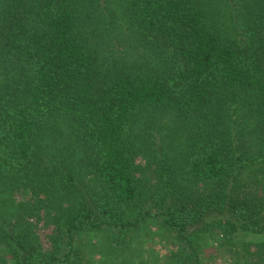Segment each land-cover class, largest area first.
I'll list each match as a JSON object with an SVG mask.
<instances>
[{
  "label": "trees",
  "instance_id": "16d2710c",
  "mask_svg": "<svg viewBox=\"0 0 264 264\" xmlns=\"http://www.w3.org/2000/svg\"><path fill=\"white\" fill-rule=\"evenodd\" d=\"M230 1L231 21L215 0H0V191L61 203L51 250L0 224L6 251L0 264H92L74 234L105 226L137 230L152 218L134 208L143 192L134 138L164 112L184 128L185 145L177 161L164 159L156 168L150 196L180 239V253L188 246L198 259L188 230L213 210L226 208L233 217L204 232H264V189L239 196L230 187L238 170L255 175L264 159V0ZM100 5L132 45L160 57L157 66L100 67L83 31ZM50 138L63 144L61 164L47 156ZM79 169L98 182L90 197L78 187ZM197 185L213 189L211 195L196 196ZM42 202L22 208L30 214Z\"/></svg>",
  "mask_w": 264,
  "mask_h": 264
},
{
  "label": "rangeland",
  "instance_id": "374dc122",
  "mask_svg": "<svg viewBox=\"0 0 264 264\" xmlns=\"http://www.w3.org/2000/svg\"><path fill=\"white\" fill-rule=\"evenodd\" d=\"M215 1L220 6V13H227L226 18L231 21L232 2L230 0L227 3L225 0ZM103 8L100 5L95 11L97 17L89 19L83 27L90 44L97 52L100 67L104 71H113L114 67L124 68L130 63L135 65L144 63L145 66H152L151 68L157 66L160 63V57H157L154 51L137 46V43L132 45L128 33L123 32L122 27L113 26L110 23L112 20L110 12ZM103 10L107 14L106 21L101 15ZM115 14L114 20L119 22V14ZM100 16L102 19H99ZM0 78L3 76L0 75ZM172 115L164 112L162 116L149 120L148 126L138 130L134 138L135 176L143 188L134 208L148 211L153 217L141 223L137 230L113 231L108 226L100 230L86 229L74 234V245L80 248L85 261L88 258L92 264H177L178 258H181L179 264H264V232L250 234L238 231L235 236L225 235L221 229L204 232L203 228L215 221L233 217V214L229 215L226 208L222 211L209 212L201 221L189 227L188 234L198 241L196 244L198 259L191 253L188 246H185L187 251L184 254L180 253V239L175 231L169 230L164 224V216L159 214V210L151 201L152 192H156L154 188L156 168L164 159L172 158L177 161L178 157H174L181 153L179 146L185 145L184 128ZM240 115V113L235 114L236 117ZM61 127L68 130L63 124ZM235 129V125L231 124L230 130L234 133ZM54 141L53 138L46 140L47 156L55 155L56 160L58 159L57 163L61 164L63 160L60 158L63 153L61 150L64 147L61 141L59 143ZM246 161L244 158L243 165ZM254 170L258 171L255 175L250 174L248 169L238 170V177L236 176V180H233L230 186L234 190L233 194L258 196L262 193L264 159L261 158L256 163ZM253 179L257 181V186L254 188L251 186ZM77 183L82 193L89 197L99 190L98 182L89 169L81 171L79 169ZM188 186L190 187V184ZM193 189L196 196L211 195L213 191L205 185H197ZM227 191L231 193L230 188ZM40 199L43 200L42 204H37L32 213L24 212L22 203L33 205ZM64 201H67L66 197ZM60 204L58 201L54 204L49 203L43 194L35 197L26 196L20 190L0 191V224L13 227L16 234L29 236L41 249L48 251L51 250V241L55 234L53 220ZM169 205L168 202L167 206ZM117 241L123 243L121 247H116L119 244ZM5 256V249L0 248V260Z\"/></svg>",
  "mask_w": 264,
  "mask_h": 264
}]
</instances>
